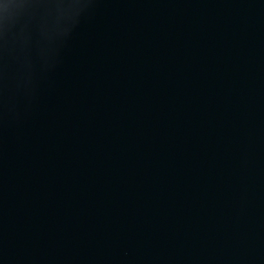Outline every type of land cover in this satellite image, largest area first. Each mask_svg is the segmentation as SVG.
<instances>
[{"label": "water", "instance_id": "water-1", "mask_svg": "<svg viewBox=\"0 0 264 264\" xmlns=\"http://www.w3.org/2000/svg\"><path fill=\"white\" fill-rule=\"evenodd\" d=\"M15 69L0 264H264V0H91Z\"/></svg>", "mask_w": 264, "mask_h": 264}, {"label": "clouds", "instance_id": "clouds-1", "mask_svg": "<svg viewBox=\"0 0 264 264\" xmlns=\"http://www.w3.org/2000/svg\"><path fill=\"white\" fill-rule=\"evenodd\" d=\"M91 0H0V85L15 66L16 87L30 90L49 70L59 44L67 38ZM35 29V39L33 38Z\"/></svg>", "mask_w": 264, "mask_h": 264}]
</instances>
